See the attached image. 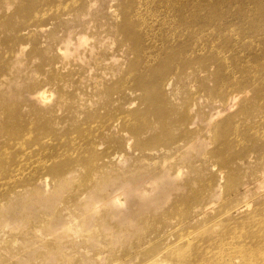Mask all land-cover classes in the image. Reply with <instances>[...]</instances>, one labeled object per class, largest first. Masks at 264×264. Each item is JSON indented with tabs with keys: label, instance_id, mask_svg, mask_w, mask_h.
Segmentation results:
<instances>
[{
	"label": "rangeland",
	"instance_id": "rangeland-1",
	"mask_svg": "<svg viewBox=\"0 0 264 264\" xmlns=\"http://www.w3.org/2000/svg\"><path fill=\"white\" fill-rule=\"evenodd\" d=\"M258 1L0 0V264H247Z\"/></svg>",
	"mask_w": 264,
	"mask_h": 264
},
{
	"label": "bare ground",
	"instance_id": "bare-ground-1",
	"mask_svg": "<svg viewBox=\"0 0 264 264\" xmlns=\"http://www.w3.org/2000/svg\"><path fill=\"white\" fill-rule=\"evenodd\" d=\"M258 3L259 1L256 0ZM264 224L259 225V228L261 229V231L264 233ZM219 245H228L230 242H234L237 244L238 240H240V237L235 235V234H226L224 236H220L219 238ZM201 241V238H199V242ZM204 243L201 242L199 243V245H202ZM236 244H231L232 247H234ZM230 245V244H229ZM214 249V248H213ZM263 253L264 252V234L260 235V236H255L252 238V244L249 247H245L242 248L240 251L242 252V254L236 258L238 259H242L245 260L247 262V264H264V256L260 254V251ZM206 251L203 255H201V257H205V263L210 261L208 256H210V253ZM212 264H219V263H212Z\"/></svg>",
	"mask_w": 264,
	"mask_h": 264
}]
</instances>
